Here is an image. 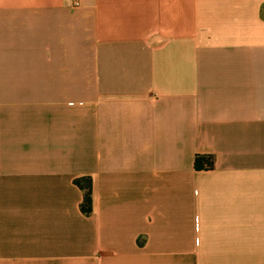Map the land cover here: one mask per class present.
<instances>
[{
  "label": "crops",
  "instance_id": "0c3cea01",
  "mask_svg": "<svg viewBox=\"0 0 264 264\" xmlns=\"http://www.w3.org/2000/svg\"><path fill=\"white\" fill-rule=\"evenodd\" d=\"M0 264H264V0H0Z\"/></svg>",
  "mask_w": 264,
  "mask_h": 264
},
{
  "label": "trees",
  "instance_id": "16d2710c",
  "mask_svg": "<svg viewBox=\"0 0 264 264\" xmlns=\"http://www.w3.org/2000/svg\"><path fill=\"white\" fill-rule=\"evenodd\" d=\"M213 167V159L209 155H195L193 160V168L197 171L208 170ZM74 184L82 191V201L79 205L80 211L84 215H89L91 213L92 204V182L88 177H82L76 179Z\"/></svg>",
  "mask_w": 264,
  "mask_h": 264
},
{
  "label": "built area",
  "instance_id": "2783aa9c",
  "mask_svg": "<svg viewBox=\"0 0 264 264\" xmlns=\"http://www.w3.org/2000/svg\"><path fill=\"white\" fill-rule=\"evenodd\" d=\"M73 5H78V0H73Z\"/></svg>",
  "mask_w": 264,
  "mask_h": 264
}]
</instances>
